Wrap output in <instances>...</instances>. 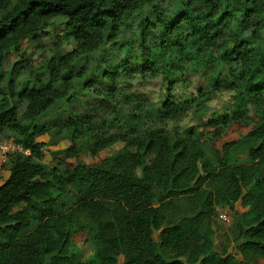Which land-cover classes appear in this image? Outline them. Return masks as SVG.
<instances>
[{"label":"trees","instance_id":"obj_1","mask_svg":"<svg viewBox=\"0 0 264 264\" xmlns=\"http://www.w3.org/2000/svg\"><path fill=\"white\" fill-rule=\"evenodd\" d=\"M56 18L73 48L64 53L59 41L41 62L12 65L46 80L16 91L0 71V135L12 134L28 151L1 167L0 264H119L120 257L121 264H264V0H0V64ZM173 51H184L179 67ZM215 64L224 76L209 88L244 105L218 116L211 131H168L185 110L166 86L158 106L137 100L141 133L80 112L56 123L68 146L45 162L37 138L49 130L36 123L75 99L72 80L85 79L83 88L111 104L127 87L116 86L122 75L169 84L179 70L199 74ZM232 126L241 136L216 149ZM118 142L115 157H100ZM237 202L244 209L232 222L239 260L212 237L216 209Z\"/></svg>","mask_w":264,"mask_h":264},{"label":"rangeland","instance_id":"obj_2","mask_svg":"<svg viewBox=\"0 0 264 264\" xmlns=\"http://www.w3.org/2000/svg\"><path fill=\"white\" fill-rule=\"evenodd\" d=\"M63 29V19L56 18L52 21L50 26L38 32L36 40L22 43L18 52H11L5 56V60L0 64V71L12 77L16 91H23L35 86L38 79L46 80V75L38 72L36 75L31 76L26 71L18 72L17 69L12 66L14 62L21 58H27L33 62H41L43 59L52 56L55 44L59 41L63 42L61 48L62 52H68L73 48L74 43L71 40L63 39ZM42 46H44V48ZM105 51L118 53L115 46L106 47ZM183 56H185L184 51H173L170 55L171 63L179 67L181 64H179V58ZM114 59L117 62L121 61L119 56H115ZM83 61L84 58L76 62V65L82 64ZM114 64H116L115 61L111 66H114ZM99 73L101 74L100 69L93 71V73L90 72L92 77L98 76ZM219 75L222 77L224 76L222 66L219 64L212 65L206 71L199 74H192L185 70H179L176 75L177 77L169 84L160 77L146 80L139 76V74L137 75V73L133 76L122 75V77L118 78L116 86H119V89L120 86L127 87L121 88V93L116 96L115 101L113 100L111 104L101 97L90 94L88 89L83 88L85 79L72 80L67 89L70 93L76 95L75 99L69 104H60L54 110L45 114L36 123L37 127H45L49 130L37 138L38 141L43 142L45 145L43 148L45 162L51 164L50 154L68 146V141L64 140L56 133V127H54L56 123L66 121L71 114L80 112L93 119H107L114 128L123 133H141L144 117L141 108L136 105L137 100L145 99L149 105L158 106L164 98V89L166 86H171V88L173 86L172 93L175 95L174 99L178 100L182 106L181 108L185 110V117L181 120L168 122L166 129L172 133L182 132L190 128H195L202 132L211 131L217 126L216 121L218 116L225 112L237 110L244 105L242 101L232 98L230 94H217L209 88V86H214V84H216V77L218 78ZM56 86L62 87L63 85L59 83ZM199 87L201 88L200 90H198ZM185 91L192 92L191 94L194 95H183L182 97L178 95L180 92ZM121 94H127V98H123ZM240 136L241 133L235 126H232L224 131L221 137L215 141L216 149L220 150L222 144L237 140ZM15 145L18 144H16L12 134L6 132L0 135V147L5 146L8 152L3 164H6L9 156L16 152L14 148ZM121 147L122 143H115L101 152L100 157H115ZM86 160H88V158H86ZM3 174V170L0 169V175ZM154 192L159 193L160 190L154 187ZM181 209L182 205L169 208L168 217L171 218L172 216H176L175 214H178ZM243 210L239 202H237L230 208H217L214 215L215 226L212 236L213 240L217 247H220V245L227 246L228 252L236 260L240 259V255L236 248L237 243L233 239L232 222L234 216L241 213ZM222 215H224L227 220H223L221 218ZM25 234L27 233L25 232ZM157 235L158 233L154 232L153 237L155 240H157ZM77 246L84 249L87 255L92 253L91 249L83 245L81 241L77 240ZM121 262L122 257L119 258V264H121Z\"/></svg>","mask_w":264,"mask_h":264},{"label":"built area","instance_id":"obj_3","mask_svg":"<svg viewBox=\"0 0 264 264\" xmlns=\"http://www.w3.org/2000/svg\"><path fill=\"white\" fill-rule=\"evenodd\" d=\"M14 148H15V151L16 152H24L25 154H28V151L27 150H25V151H22V149H21V147L19 146V145H15L14 146ZM7 149H6V147L5 146H3V147H0V166L2 165H4L3 163H4V161H5V158L7 157ZM15 153V152H14ZM1 166V167H2ZM1 167H0V169H1ZM223 220H227V218L224 216V215H222V217H221Z\"/></svg>","mask_w":264,"mask_h":264}]
</instances>
